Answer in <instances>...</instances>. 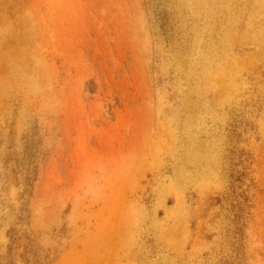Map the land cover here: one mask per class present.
Listing matches in <instances>:
<instances>
[{"label":"rangeland","instance_id":"rangeland-1","mask_svg":"<svg viewBox=\"0 0 264 264\" xmlns=\"http://www.w3.org/2000/svg\"><path fill=\"white\" fill-rule=\"evenodd\" d=\"M0 264H264V0H0Z\"/></svg>","mask_w":264,"mask_h":264}]
</instances>
